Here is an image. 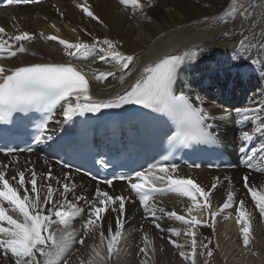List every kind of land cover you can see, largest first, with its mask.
<instances>
[{
    "label": "bare ground",
    "instance_id": "obj_1",
    "mask_svg": "<svg viewBox=\"0 0 264 264\" xmlns=\"http://www.w3.org/2000/svg\"><path fill=\"white\" fill-rule=\"evenodd\" d=\"M142 2L146 4L144 12L150 19H145L139 11L133 14V10L122 6L119 0H46L38 5L0 9V26L9 34L15 35L20 31H27L35 37L32 41L23 42L26 52L18 53L16 57L0 59V65L13 68L32 63L71 64L86 76L92 96L97 99H107L127 90L139 78L144 67L154 65L165 55H182L189 52L193 58L184 67L178 82L179 89L203 97L205 101L203 106L211 116L215 117L206 121L211 126L207 130L218 137L217 142L220 145L230 150L238 165L236 168L228 169L188 168L177 165L178 172L174 175L191 178L206 191L211 190L212 184L216 183L217 187L211 190L209 197L212 212L220 208L227 192L232 190L237 199L246 201V208L253 217L251 243L245 247L233 209L220 212L213 222L208 210L193 207L192 212L201 221V225H211H198L193 229L196 233L195 264H264V219L260 217L258 209L247 194L242 180L244 175H249L252 183L264 186V173L245 168L238 150L241 144L239 139L241 129L249 131L251 129L246 124L237 125L231 120L219 119L225 114V110L235 117L236 108L264 103V65L251 63V59L264 60V52H259L256 48L243 51L237 47V42L241 38L238 33L242 25L246 29H252L246 32L248 35L264 32V0H238L239 3H244L247 15L244 17L235 15L232 18L226 15L229 0H142ZM149 4L150 7L147 6ZM81 5L88 6L99 19L88 17L82 12ZM41 33L44 35L41 36ZM50 35H56L69 43L82 41L92 44L97 40L111 39L118 43L120 51L134 54L136 59L128 70L122 71L110 58L101 60L103 53L99 48L68 55V50L58 41L46 39ZM128 71L132 73L130 76L127 75ZM98 72H113L115 75L110 76L106 81H100L96 79ZM122 75L125 77L123 83L120 80ZM54 131L55 134L58 132L55 127L49 129L50 133ZM260 143H264V136H257L253 145ZM18 156L19 164L14 167L24 170L22 166L25 161H31L29 167L35 166L38 185L39 174L46 172L49 164L54 175L62 176L63 172L67 171L50 162L46 164L38 152L31 155L18 154ZM11 161V156L0 158V164H9ZM70 173L73 181L82 186L78 188V193L86 191L89 196L94 193L98 184L72 171ZM8 175H15L11 167ZM28 176L29 173L26 172V179ZM53 186L56 187L55 184ZM99 187L113 195L131 196L135 201L126 203L123 238L117 246L114 259L101 261L99 264H137L139 259L136 258L134 240L136 237L143 240L145 233L152 241L158 240L154 243V257L160 256L161 254L157 255V252L164 248L162 255L165 256L168 264L180 263L171 255L172 249L169 246L173 244L170 239L176 240L177 243H179L178 239L182 241L184 237L192 240V237L186 235L184 231V227L191 225L162 216L157 221L162 228H177L181 230V235L176 237L168 231L156 229L151 218L143 212L138 198L130 192L127 182H114L111 186L99 185ZM71 198L70 195L69 199ZM155 199L158 206L191 219L182 210V208L188 210L192 206L193 202L190 198L168 192L157 195ZM197 199L198 202L203 203V198L199 194ZM81 206H83L82 202ZM8 214L16 217L11 210ZM116 215L111 213L108 219L114 222ZM157 215L161 214L157 213ZM81 223L82 221L74 223L72 228L81 229ZM76 237L77 251L73 252V248L68 250L65 257L67 264H81V261L87 264L94 255L89 251L90 246L85 244L88 237L84 238L83 245L78 243L83 237L82 230ZM89 238L95 239L97 246L100 249L104 248L106 252V244L100 245L98 233L90 235ZM190 244V250L184 252L191 255L192 242ZM205 244L207 248L204 247ZM209 250L212 251V255L206 260L204 257ZM104 256H107V252ZM116 257L121 260L116 262ZM162 257L156 259L161 262L164 260ZM63 261L61 260V264ZM184 263L193 264L192 255L189 259H184ZM0 264H14V262L0 253Z\"/></svg>",
    "mask_w": 264,
    "mask_h": 264
},
{
    "label": "snow or ice",
    "instance_id": "obj_2",
    "mask_svg": "<svg viewBox=\"0 0 264 264\" xmlns=\"http://www.w3.org/2000/svg\"><path fill=\"white\" fill-rule=\"evenodd\" d=\"M29 2L38 3L39 0H0V3L7 7ZM119 3L125 8L130 7L133 14L139 11L145 19H150L144 12L146 4L142 0H119ZM81 10L88 17L99 19L88 6L81 5ZM226 15L229 18L235 15L244 17L247 15V9L238 0H229ZM251 30L241 26L238 33L241 38L237 42V47L243 51L256 48L259 52H264V32L246 34ZM33 39H35L34 35L27 31L11 35L0 26V59L16 57L18 53L26 52L23 42ZM46 39L58 41L68 50V55L99 48L103 53L101 60L110 58L122 71L128 70L136 59L134 54L120 51L118 43L111 39L97 40L92 44L82 41L69 43L56 35L47 36ZM192 58L189 52L182 55H165L154 65L144 67L139 78L127 90L107 99H97L92 96L86 76L71 64L32 63L13 68L0 65V123H11L15 114H28L33 111L46 113V117L36 125V134L33 136L34 142L40 144L53 140L54 133L49 134L47 125L58 105L62 108V115L66 121L76 115L100 113L103 109L139 105L169 117L176 126L172 139L181 144H214L218 137L207 130L211 126L206 121L215 117L206 111L203 97L179 89L181 74ZM245 58L250 59V57ZM251 63L264 65V60L251 59ZM131 74L130 71L127 72V75ZM114 75L113 72H98L96 79L106 81ZM124 79L122 75L121 83ZM234 112L235 117L225 110V114L219 119L231 120L237 125L246 124L250 127V131L241 129L239 135L241 144L238 150L242 154L245 168L264 173V143L253 145L257 136H264V103L236 108ZM33 151L32 147L7 148L6 155L11 156L12 161L9 164H0V253L14 264H61L65 253L77 242L75 237L82 230L83 237L78 241L79 244L83 245L84 238L96 233L99 235L100 245L106 244L107 256H102L100 247L94 246L92 248L94 255L87 264H99L101 261L111 259L123 238L126 203L135 201L131 196L110 194L99 185L91 196L86 191L78 193V188L82 186L73 181L70 171L63 172L62 176L54 175L50 164L46 172L39 174L38 185L35 166L29 167L31 161H25L22 166L24 170L14 167L19 164V153ZM45 163L48 164V161L45 160ZM57 163L62 164L64 168H70L61 161ZM194 166L200 167L198 164ZM10 167L15 171V175H8ZM26 172L29 173L27 179ZM177 172L178 168L175 164H150L145 170L135 171L134 176L122 174L118 179L127 181L130 192L138 198L143 212L151 218L156 229L168 231L176 237L181 235V230L177 228L163 229L157 222L162 216L192 226L184 231L186 235L192 237L193 264H195L196 251V233L193 229L198 225H211H201V221L195 216L187 219L175 211H167L157 205L155 199L157 195L173 192L188 197L193 202L188 208L189 215L193 207L208 210L213 222L220 212L233 209L237 224L240 226L242 243L248 247L251 243L253 217L246 208V201L237 199L234 192L229 190L220 208L212 212L209 197L211 190L217 187L216 183L212 184L211 190L206 191L193 179L174 175ZM242 180L247 194L258 209L260 217L264 219V186L252 183L249 175H244ZM103 183L111 186L113 181L105 180ZM197 194L203 198L202 204L198 202ZM70 195L71 199H69ZM9 210L16 214L15 218L8 214ZM111 213L117 214L114 222L108 219ZM157 213L161 215L158 216ZM81 221V229L72 228L74 223ZM54 225L63 226L59 236L52 230ZM143 240L144 246L139 252L146 257L142 264H148L149 249L154 253L155 248L147 233ZM170 242L176 248H183V245L176 240L170 239ZM204 247L207 248V244ZM207 255L210 257L212 251L209 250ZM180 256L189 259V255L184 251L180 252ZM63 264H67L66 259ZM81 264H84V261H81Z\"/></svg>",
    "mask_w": 264,
    "mask_h": 264
},
{
    "label": "rangeland",
    "instance_id": "obj_3",
    "mask_svg": "<svg viewBox=\"0 0 264 264\" xmlns=\"http://www.w3.org/2000/svg\"><path fill=\"white\" fill-rule=\"evenodd\" d=\"M182 210L185 211L189 215L188 210H186L185 208H182ZM189 216L190 217L191 216H194V213L192 212ZM191 227H184V229H188V228H191ZM52 230L57 233V236H59L61 234V232L63 231V226H61V225H54ZM76 238L77 237H75V239ZM140 241H142V244H140ZM178 241H179V243L181 242V245H183V247H184L183 249L176 248L173 245L169 246L172 249L171 250L172 257L175 258L176 261L180 262V263H174V264H189V263H184V258H182L180 256V252L181 251H189L190 248H191L190 247L191 246L190 243L192 242V240L189 239V238H187V237H184V239L182 241H181V239H178ZM152 242H153V245H154V243L158 242V240L155 239ZM85 244L90 246L91 249L89 251H92V248L94 246H97L96 240L93 239V238H89V237L85 241ZM134 244H135L134 247H135V251H136V258L139 259V261L137 262V264H142V261H144L146 259V257L144 256V254H142V253L139 252V249L144 246V241L142 240V238L136 237L135 240H134ZM75 247H76V244L74 243L73 246L71 247V248H73V252L77 249ZM100 250H101V255L104 256L106 254L104 248H102ZM163 252H164V248H162L160 251L157 252V255L158 254H161L160 256L154 257L153 256L154 253L151 251V249H149V257L147 258L148 259V264H153V262H155V264H168L167 261H166V259H165V256L162 255ZM67 253H68V251L65 253V256L62 258V260H65V257L67 256ZM188 255H189V257L191 256L190 254H188ZM161 256H163L162 258L164 259V260H161L162 263L159 261V259L158 260L156 259V258H161ZM210 257L208 255H206L204 258L206 260H208ZM112 258L114 259V256ZM123 258H124V256H123ZM118 260H121V259H119L118 257H116L115 258V261L118 262Z\"/></svg>",
    "mask_w": 264,
    "mask_h": 264
}]
</instances>
